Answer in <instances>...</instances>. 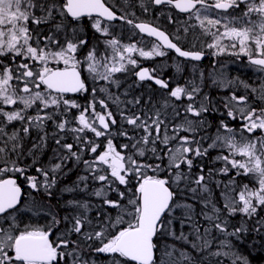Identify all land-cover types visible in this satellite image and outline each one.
Here are the masks:
<instances>
[{
	"label": "snow or ice",
	"instance_id": "6c2138e0",
	"mask_svg": "<svg viewBox=\"0 0 264 264\" xmlns=\"http://www.w3.org/2000/svg\"><path fill=\"white\" fill-rule=\"evenodd\" d=\"M150 2L154 5H171L187 14L183 32L187 35L199 28L202 35L210 36L211 42L206 47L214 49L213 56L224 53L237 57L244 55L250 65L264 73V0ZM83 17H96L92 28L101 36L111 38L103 41L104 52L93 45L81 60L78 59L80 50L88 44L86 39L80 38L82 30L78 28ZM100 18L107 21L126 19L125 16L117 17L105 0H0V173L23 175L31 189L42 188L51 196L50 190L57 184L64 164L71 159L77 165L82 163L87 173L79 176L78 182L83 183L85 188L90 179L99 183L100 187L93 195L102 199L103 206L117 212L113 218L110 213L97 211L93 223L88 215L91 207L88 201H69L70 205L81 211L71 218L64 217L69 227L54 242L49 238L51 226L48 230L28 226L21 230L17 219L21 187L12 177L0 178V264H60L61 261L67 264L69 260L71 264H95L85 259L94 254H107L111 264H127L128 261L157 264L154 237L172 224V220L165 221L164 216L171 213L174 207H182L186 209L185 219L192 221L193 205L173 203L177 191H188L194 197L197 193L207 194L206 198H201L205 208L202 216L210 227H205L201 233L200 227L193 222L197 242H193L192 247L201 253L207 250L209 258H216L215 264H224L225 259L230 264H248L246 257L235 252L229 239H238L248 229L242 224L228 231L227 218L223 217V210L212 199L209 187L213 170L209 169L205 176L201 165L200 172L193 177L192 168L194 159L206 157L209 150H226L227 154L222 151L215 157L225 165L219 172L227 174L235 170L236 177L251 176L256 186L244 184L241 187L233 177L221 192L224 209L229 215L242 213L250 218L259 216L258 209H264V82L259 87L241 82L245 89H251L255 99L247 94L237 96L233 93L225 103L227 116L241 121L239 133L222 119L214 137L199 135L206 123L199 118L208 111V107L203 101L199 107L194 103L200 93V86L194 81L189 82L191 90L180 85L172 88L159 105L153 103L151 98L144 101L143 97L125 102L120 96L112 94L109 88H101L99 91L108 93V98L114 103L125 105L119 114L130 130L122 127L114 134L111 126L116 125L117 121L114 114L107 110L108 104L104 99L98 101L104 111H96V88H92L93 100L82 110L80 104L66 98V93L88 90L86 79L82 78L83 72L86 71L93 82L104 81L109 86L119 88L121 85L115 79V74L126 71L127 65L135 67L138 63L132 58V53L144 58L163 57L167 48L180 57L199 61L204 52L183 50L178 46L179 36L170 37L148 23H137L134 27L159 41L153 43L150 50H144L136 43L121 44L111 36L109 26L103 24ZM169 21L175 23L171 16ZM127 23L131 25L133 21L127 20ZM41 26L46 28V33ZM52 62L62 63L64 67L53 68L50 66ZM177 71H182L179 65ZM154 73L155 70L150 72L142 68L136 76L141 82L152 80L162 89H168L169 81L158 78ZM200 75L202 78L203 73ZM219 83L222 87H228L233 81L220 79ZM185 97L190 102L181 110L174 101H181ZM204 100H208V97L205 96ZM257 100L260 107L256 106ZM142 104L151 105V108L145 109ZM29 109H33L35 114L28 115ZM72 109L79 110L73 126L69 129L70 121L61 119L57 128L60 132L71 131L74 143L57 139L60 150L56 154L57 162L36 167L38 175H25L27 168L19 163L23 156L20 130L14 129L9 133L8 128L13 127V122H20L23 133L27 135L32 128L43 129L46 121L53 120L57 114H67ZM189 114L196 119H189ZM257 131H260V136L255 135ZM88 132L94 134L95 138L119 135L128 142L120 146L121 151L109 138L104 150L99 151L101 146L88 137ZM245 133L248 135L245 136ZM44 140L45 137H41V141ZM207 140H211V143L204 147ZM38 147L40 145L33 144V149ZM85 152L92 154L90 159L83 158ZM29 154H32L31 150ZM32 166H35V161ZM148 170L157 175H148ZM163 172L168 175H162ZM133 176L138 178L137 186L129 197L119 190V185L127 186ZM220 183L217 182V187ZM237 187L240 191L234 196L232 193ZM65 190L72 191L71 188ZM112 191L118 193L119 199L108 197V192ZM59 223L61 221L53 216L51 224ZM257 223L260 225L257 231L264 228V217ZM213 230L224 237L219 240L215 251L210 250L216 243V238L211 235ZM169 234L177 240L188 239L183 233L175 236L174 232L169 231ZM73 235L76 239H72ZM96 242H99V247L93 246ZM176 251L174 245L165 246L159 257L160 264H193L189 253L180 251L179 258H175Z\"/></svg>",
	"mask_w": 264,
	"mask_h": 264
},
{
	"label": "flooded vegetation",
	"instance_id": "af4514ba",
	"mask_svg": "<svg viewBox=\"0 0 264 264\" xmlns=\"http://www.w3.org/2000/svg\"><path fill=\"white\" fill-rule=\"evenodd\" d=\"M105 3L110 7L117 15V17L125 16L126 19H115L113 21H107L103 18V24L109 26V31L111 36H114L121 44H132L136 43L138 47L143 48L144 50H150L153 46V43H159L158 41L143 35L134 27V24L137 23H148L153 26L158 27L160 30L164 31L170 37L179 36L181 39L179 45L183 50L186 51H203L204 55L200 61L186 60L178 57L173 50L164 49L166 55L153 56L151 58L140 57L138 53H132V58L137 60V65L134 67L132 65H127V70L124 72L116 73L115 79L119 80L120 85L124 87L121 91L123 97H129V81H134L137 84V89L142 86H147L149 88H154L159 95L165 97L167 93L175 88L177 85L186 86L191 90L192 85L190 81H194L196 85L200 86V93L197 95L194 102H217V103H226L227 99L231 97L234 93L237 96L249 95L255 99L254 94L251 93V89H245L241 82L247 83L253 86L255 79L259 81L260 76L264 73H260L256 68L249 64L247 56L240 55L239 57L231 55L229 53L221 54L220 56H213L212 52L214 49H209L206 47L207 43L211 42L210 36H204L201 34L200 29L197 28L193 33L185 34L183 32V22L188 19L187 14L178 12L171 5H160L155 6L150 2V0H105ZM243 7V6H242ZM147 8V11H145ZM238 14V13H236ZM169 16L173 18L175 23L169 21ZM93 18L83 17L79 22L78 28L82 30L81 39H86L88 44L86 47L80 50V55L78 59L83 60V57L86 56L87 52L93 45H96L100 52L105 51V45L103 41L107 38L101 36L100 33H97L92 28ZM127 20H132L133 24H128ZM194 22V21H193ZM46 33V29L44 30ZM63 39V36L60 37ZM110 53V49L108 50ZM177 65L180 66L182 71H177ZM193 66H195V71H193ZM53 68H63V64H53ZM142 68L148 69L150 72L155 70V75L158 78H162L165 81H169V88L162 89L160 86L154 84L152 80H145L143 82L139 81L136 73L139 72ZM224 71L222 74L223 79L233 81V83L228 87H222L219 82L213 80L214 72ZM201 73L203 77L201 78ZM182 76V78H181ZM221 76V75H220ZM257 77V78H256ZM82 78L86 79V86L88 90L86 92H79L74 95H65L66 98L74 100L76 102H91L94 98L92 88L97 89L95 99L98 103L100 99H104L108 104V111L110 110V100L108 98V93L99 91L101 88H109L110 92L112 89H116L115 85L109 86L107 82H93L87 75V72H83ZM264 78V77H263ZM207 96L208 100H204V97ZM124 100V99H123ZM185 102H190L187 98H184ZM97 112H103L104 109L98 105ZM226 123L232 125V119L227 116L223 118ZM233 127V126H232ZM14 129L20 130V135L22 136L21 146L22 150L28 152V150H34L33 144H39L40 150L45 149L47 146L46 140L48 139L47 131L48 128L38 129L32 128L30 132L25 135L22 131V126H13L8 128V132L11 133ZM70 129V128H69ZM207 129L203 128L200 132V136L206 135L203 133ZM89 138H92L96 144H99L100 139L105 141L111 137H100L95 138L94 134L91 132L87 133ZM41 137H45L44 141H41ZM74 134L70 131V134H63L62 132L53 135V139L63 138L64 143H74ZM199 138V137H197ZM208 142H204V147H207ZM55 146V144L53 145ZM56 147L57 144H56ZM37 149V148H36ZM101 149V148H100ZM99 149V151H100ZM59 150V149H58ZM78 150V146H77ZM221 150V149H220ZM222 151V150H221ZM226 151V150H225ZM63 154V152L61 153ZM40 154L39 156H41ZM27 159L30 161L32 155L27 153ZM74 161V160H73ZM75 162V161H74ZM76 163V162H75ZM2 166V165H0ZM25 175L33 176L38 175L36 173V168L33 171L26 170ZM12 177L16 179L17 184L21 187L22 197L19 204V211H22L23 214L28 216H37L45 215L47 216L46 220L43 223L30 222L27 224L28 227L42 226L44 230H48L51 226V231L49 233V238L52 241H57L58 236L55 234L54 230L59 227V224L52 225V218L55 215L62 213L64 209H72V211L78 212L80 209H77L70 205L69 201H78L73 197V191L77 192L78 180L77 178H72L71 184L65 183L63 181L68 180L67 177L63 176V171L59 175L57 184L50 190L52 195L48 196L47 192L44 189L33 190L28 186L27 180L23 175L18 173L8 172L0 173V178ZM39 179H43L39 177ZM71 188L72 191H66L65 189ZM84 202V201H82ZM56 204V205H55ZM57 206V207H56ZM61 225V224H60ZM45 226H47L45 228ZM105 259L106 254H102ZM86 259V257H85ZM63 261L60 262L62 264ZM67 263H71L69 260Z\"/></svg>",
	"mask_w": 264,
	"mask_h": 264
},
{
	"label": "trees",
	"instance_id": "16d2710c",
	"mask_svg": "<svg viewBox=\"0 0 264 264\" xmlns=\"http://www.w3.org/2000/svg\"><path fill=\"white\" fill-rule=\"evenodd\" d=\"M43 30H45L46 28H41ZM182 78V76H181ZM257 78V77H256ZM258 79V78H257ZM256 82V81H254ZM124 87L120 86L119 88L116 89H112V94L114 95H118L120 96V99L122 101H128V100H132L135 97H143L144 101H147L149 98H151V100L153 101V103L159 105L160 102H162V99L164 97H162L161 95H159V93L154 89V88H149L147 86H142L140 88L137 89V84L132 80L129 81V97H123L121 91H123ZM124 99V100H123ZM178 107L181 108V110L183 109L182 107L184 106L185 102L184 98L181 101H174ZM258 102V101H256ZM78 104H80L82 106L81 110L85 107H88L89 103L87 102H77ZM205 105L208 107V111L203 113L201 115V117L199 119L206 121L205 125L203 128L207 129L205 131H203V133H210L212 130H214L217 125L219 126V122H220V118H221V113L220 108L217 107V102H204ZM99 103H96V110L98 109ZM110 105V110L113 114L114 117L117 121L116 125L111 126V131L112 133H117L119 130H121V128L123 127L124 130H130V126H127L123 121H121L120 118V111L124 108V104H120L117 105L116 103H114L113 101H110L109 103ZM257 106V105H256ZM131 107V106H129ZM142 107H144L145 109H150L151 105L148 104H142ZM199 107V106H197ZM258 107V106H257ZM137 111L139 109H136ZM33 109H29L28 113L29 115H34L33 114ZM55 111V110H54ZM171 111V109H169V112ZM212 112L214 114H212ZM27 113V114H28ZM131 114V113H129ZM79 115V110L77 109H72L70 112H68L67 114L61 115V114H57L53 120L51 121H46L44 124V128H48L47 131V136L48 139L46 140V144L47 146L45 147V149L40 150V148L31 150L32 154V158L30 161H28V157H27V153H30V150H28V152L23 151V156L20 159V166L21 167H26L27 170L29 171H33L35 170L36 167H43L46 165H49L50 163H56L57 159H56V154L58 151V147H56V140L53 139V135L60 133V131L57 128V123L61 120V119H67L70 121L68 127L71 128L72 125L75 123V117ZM190 119L195 120V117L190 116ZM179 121H177L178 123ZM21 123L20 122H13V126H20ZM11 128V127H10ZM203 128L201 130H203ZM200 130V132H201ZM63 134H70V131H65L62 132ZM200 134V133H199ZM92 139V138H91ZM111 139L113 140V144L117 147L118 150L122 149L120 148V146L124 143H127L128 141L126 140V138L119 136V135H113L111 136ZM100 143V151L104 150V146H105V141L103 139H100L99 141ZM55 144V146H53ZM39 145V144H38ZM62 153V151H61ZM213 153L215 154V152H209L208 156L203 157V158H195L194 159V166L192 168V175L193 177H195L199 172H200V166L203 165L204 167V174H208L209 169L213 170L214 168L217 170L218 167H214L213 164L210 165L209 163L212 162L211 158ZM40 154H42L41 156H39ZM91 153L85 152L83 154V158L84 159H90L91 158ZM15 158V157H13ZM33 161H35V166L33 165ZM150 162H155V161H150ZM82 168H83V164H76L73 160H68L63 167V176L67 177L68 180L63 181V184L68 183L71 184V176L72 178H77L82 174ZM185 171L187 170L186 167L184 169ZM148 175H157V173L148 170L147 171ZM162 175L167 176L168 173L167 172H163ZM137 179L135 176H133L129 182V184L127 186H123V185H119V190L122 192H125L126 195H128L129 197L131 196L132 192H135V188L137 186ZM96 183H94L95 185ZM237 184H240V181L237 182ZM256 185V182H255ZM97 189V188H96ZM95 189V190H96ZM129 189H131V192H129ZM94 190V191H95ZM84 191V192H82ZM92 180H88L87 182V188H85L84 190H82L81 188V183H79V186L77 188V192L75 190V193L73 191V197L75 199H77L78 201L82 202V201H88L90 203V205L93 207V211L90 214V217L93 219L94 223L96 221V214L97 211H105L107 213H110L111 216L113 218L116 217L117 212L114 209L111 208H106V206L102 205V199L101 198H96L93 197L92 195ZM179 192V191H177ZM175 195L174 200H176L177 198H181V201H185L186 203H196L194 198L189 197V193L188 191H184V192H179V197L177 195ZM185 193V195H184ZM108 197L110 199L116 200L119 199V195L117 192H109L108 193ZM94 201V203H93ZM124 203H127V200L124 201ZM56 205V204H55ZM57 207V206H56ZM65 210V209H64ZM259 211V216H255V217H247L245 216L243 219H240V217H238V215H229L231 218V224H235L237 223L239 225V227L243 224L248 230L245 232H242L239 235V238L237 239L236 237H230L229 239L232 241L233 245H234V250L237 254H239L242 257H246L248 264H264V228H261L259 231H257V228H260V225L257 223V221L261 218L264 217V209H258ZM75 215V214H74ZM71 214H66L64 213V211H62L61 214L59 215H55L54 216L59 219L61 221V223H59V227L57 229L54 230L55 234L58 235V237L60 236V234L62 232H65V230L69 227L68 222L64 221V217H69L71 218L72 216ZM47 218V216L45 215H33V216H28L23 214L22 212H20L17 216L18 219V223L22 226H25L27 224H29L30 222H38V223H43V221H45ZM167 218V215L164 216V220ZM61 224V225H60ZM177 225V223H176ZM47 226H45L46 228ZM187 229V226H184L183 228V233H185ZM160 234V233H159ZM159 234L157 236H155L154 238V243L157 245V250H156V256L157 259H159V255H160V248H159ZM72 239H76V236L73 235ZM94 247H99L100 244L99 242H96L94 245ZM191 252H192V258H193V264H210L207 262V256L206 253L203 252H197L194 250V248H191ZM96 262H105L106 259L101 260L100 258H98V255L96 257ZM127 264H135L133 262L128 261Z\"/></svg>",
	"mask_w": 264,
	"mask_h": 264
},
{
	"label": "rangeland",
	"instance_id": "374dc122",
	"mask_svg": "<svg viewBox=\"0 0 264 264\" xmlns=\"http://www.w3.org/2000/svg\"><path fill=\"white\" fill-rule=\"evenodd\" d=\"M41 28H45V27L44 26H41ZM53 64H56V63L55 62H52L51 65H53ZM221 74H224V71L223 70L222 71L221 70L220 71L218 70V72L217 71L214 72L213 80L215 82H219L220 79H223V77H222ZM87 75L91 79V77L89 76L88 73H87ZM263 77H264V74H262V76H260L259 81H257V79H255L256 82H253V86L254 87H259V84L262 83V82H264V78ZM187 103H189V102H187ZM187 103H185L184 106ZM194 103L196 104V106H200V103L201 102H194ZM217 104H218L217 107L220 108V111L219 112L221 113L220 120H222L224 117L227 118V110L225 108V103H217ZM256 105L258 107L261 106V104H260L259 101L256 102ZM33 114H35V111H33ZM212 114H214V113L212 112ZM28 115H29V113H28ZM190 116H191V114H189V117ZM231 121H232V125H229V126L230 127L233 126V128L237 129V132L239 133V129H240V126H241L240 119L239 118H237L235 120L232 119ZM217 127H218V125H217ZM217 127L214 130H212L210 133H207L206 135L213 136L214 137V135L216 133V130H217ZM244 135L247 136L248 134L245 133ZM255 135L256 136H260L261 135L260 131H257L255 133ZM238 138H239V135H238ZM206 142L211 143V140H207ZM101 151H103V150H101ZM213 151L215 152V154L213 153L212 158H211L212 162H210L209 164L210 165L213 164L214 167H218V168H217V170L215 168L213 169V176H212V179L209 181V187L212 190V199L216 202L217 206L220 207L223 210V217H226L227 218V223H228V226H229L228 227V231L231 232L235 228H238L239 225L237 223H235V224H231L230 223L231 222V220H230L231 217L229 216L227 210L224 209V199H223V197L221 195V192L224 190V186L227 185L229 183V181L233 177H236V173H235V170H230V172L227 173V174H224V173L219 172V169L223 168L225 165H224V162L223 161L216 160L215 157L217 155H220L222 153V151H223L224 154H227V152L225 150H222L221 151L219 148L213 149V150H209V152H213ZM86 174L87 173L84 172V168H82V174L81 175H86ZM205 176H207V174H205ZM218 181L221 182L219 187H217V182ZM236 181L237 182L240 181V184H241L240 186L241 187L244 184H248L249 187H255L256 186L255 185V180L251 176H249V177L239 176V177H236ZM94 183H96V182H93L92 181V191H94L96 188H99L100 187V184L99 183H96L95 185H94ZM78 186H79V182H78ZM190 187H195V185H190ZM81 188H82V190L85 189L83 183H81ZM181 188H183V185H181ZM239 191H240V188L239 187L235 188V190L232 193V195L235 196ZM82 192H84V191H82ZM179 192H177L178 197H179V194H180ZM93 193L94 192H92V195H93ZM184 195H185V193H184ZM93 197H95V196L93 195ZM189 197L194 198V199L196 197V199H195L196 203H192V202L187 203V204L193 205L192 213H191V215H192V221H188V220L185 219L186 209H184L182 207H174L172 209L171 213L167 214V218L165 219V221L171 219L172 220V224H171L170 228H166L164 232H161L159 234L160 254L165 250V246H172V245H174L175 248L177 249V251L174 253L175 258H179L180 251H185V252L189 253L191 255V257H192L193 256L192 255V252H191L192 243L193 242H197L196 241L195 233L193 231V222H196L197 225L200 227L201 233L203 232V229L205 227H210V225L208 224V222L206 221V219L202 216V212L205 211V208H204V205L201 203V198L202 197H205L206 198L207 197V194L206 193H203V194L197 193L196 196L194 197L191 193H189ZM93 203H94V201H93ZM173 203L174 204H184L186 202L185 201H181V198H177L176 200H174ZM79 211H81V210H79ZM92 211H93V207L91 206L90 207V210L88 212L89 217H90V214L92 213ZM20 212H22V211H20ZM20 212H17V216H18V214ZM236 214L238 215V217H240V219H243L246 216V215H244L242 213H236ZM236 214H234V215H236ZM182 221H184V222L182 223ZM93 223H94V221H93ZM176 223H177V225H176ZM25 226H27V225H25ZM25 226H22V225L19 224V227L21 228V230H23ZM184 226H187V229H186L185 233H183ZM35 227L43 228L42 226H35ZM169 231L174 232L175 233V236H180V234L183 233L185 236L188 237V239H187V241H185V240H177V239H175V237L173 235H170L169 234ZM211 235H212V237H215L216 238V243H214L211 246L210 250L211 251H215L216 248H217V246H218L219 240L220 239H223L224 237L221 236L219 233H217L215 230L212 231ZM204 252L206 253V256L208 258L207 259V262L210 263V264H215L216 258H214V257L209 258L208 257V254H207V250L204 251ZM96 255H98V258H100L101 260L104 259L103 256H102V254H96ZM159 257H160V255H159ZM86 259H90V260L94 261L95 264H111V259H110L109 256H106L105 257V259H106L105 262H102V263H100L99 261L96 262L97 259L95 257H93V256L86 257ZM62 264H65V262L63 261ZM67 264H71V263H67ZM157 264H160L159 259H157ZM224 264H230V261L227 260V259H225Z\"/></svg>",
	"mask_w": 264,
	"mask_h": 264
},
{
	"label": "water",
	"instance_id": "95a60500",
	"mask_svg": "<svg viewBox=\"0 0 264 264\" xmlns=\"http://www.w3.org/2000/svg\"><path fill=\"white\" fill-rule=\"evenodd\" d=\"M155 6H160V5H155ZM176 9V8H175ZM178 12H180L178 9H176ZM139 31V30H138ZM143 34V33H142ZM143 35H145V36H148L147 34H143ZM148 37H150V36H148ZM150 38H152V39H154V40H156V41H158L156 38H154V37H150ZM159 42V41H158ZM165 49H167V48H165ZM167 50H172V49H167ZM174 51V50H173ZM175 52V51H174ZM176 53V52H175ZM176 55L178 56V57H180L177 53H176ZM180 58H182V59H186V60H191L190 58H185V57H180ZM202 59V58H201ZM192 61H195V60H192ZM200 61V60H199ZM154 82V81H153ZM155 84V83H154ZM156 85V84H155ZM157 86H159V85H157ZM74 94H76V93H66L65 95H74ZM21 197H22V192H21ZM155 238V237H154ZM131 262V261H130ZM135 263V262H134Z\"/></svg>",
	"mask_w": 264,
	"mask_h": 264
},
{
	"label": "bare ground",
	"instance_id": "6f19581e",
	"mask_svg": "<svg viewBox=\"0 0 264 264\" xmlns=\"http://www.w3.org/2000/svg\"><path fill=\"white\" fill-rule=\"evenodd\" d=\"M64 211V213H66V214H71V215H74V214H76L77 212H75V211H72V209H65V210H63ZM93 257H97V255L96 254H94V255H92ZM86 257H88V256H86Z\"/></svg>",
	"mask_w": 264,
	"mask_h": 264
}]
</instances>
